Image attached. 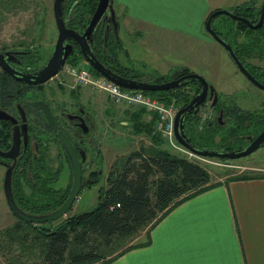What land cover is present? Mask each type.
Masks as SVG:
<instances>
[{"label":"flooded vegetation","instance_id":"flooded-vegetation-1","mask_svg":"<svg viewBox=\"0 0 264 264\" xmlns=\"http://www.w3.org/2000/svg\"><path fill=\"white\" fill-rule=\"evenodd\" d=\"M263 3L264 0L256 9L232 10L237 15L249 18L252 25L229 16L232 20L220 19V16L212 20L216 33L231 46L236 58L231 56L219 39L209 35L211 41H203L202 44L217 50L213 57L221 68L201 72L185 68L174 71L169 79L164 80L196 73L207 82L205 86L198 79H185L183 86L168 90V96L178 102L179 109L189 106L202 94V102L185 118L188 139L197 147L204 148L198 141L201 138L220 142L219 150H228V143L236 139H244L246 147L264 130V20L260 26L254 27L260 21ZM72 13H65L67 26L83 33L86 27L82 30L73 27L75 20ZM105 26L106 23L102 24L104 29ZM111 35L112 31L109 38ZM69 42L73 44L74 53L68 57L65 65L73 59L79 47L75 41ZM219 48L223 49V53ZM0 52L3 53L0 63V202L6 204L15 222L30 224L12 211L8 204V191L18 208L27 214H49L62 206L72 190L75 177L61 133L66 135L78 155L83 184L81 191L98 184L104 176L102 163L109 155L110 139L107 124L102 130L97 125L96 104L104 108V115L109 120L107 106L114 103L105 92L92 90L85 93L83 87L62 82L56 78V74L43 83L20 80L22 75L42 69L51 58L37 67L33 47H0ZM99 53L105 56L108 66L120 70L109 50H100ZM227 60L233 69L225 75L221 73L225 71L222 62ZM83 61L87 62L84 58ZM121 72L136 79L164 82L126 69ZM95 94L98 99L93 104ZM110 170L106 177L108 181ZM72 208L73 205L68 212ZM46 223L49 222L32 224Z\"/></svg>","mask_w":264,"mask_h":264},{"label":"crops","instance_id":"crops-1","mask_svg":"<svg viewBox=\"0 0 264 264\" xmlns=\"http://www.w3.org/2000/svg\"><path fill=\"white\" fill-rule=\"evenodd\" d=\"M260 2L114 0L119 31L125 29L133 48L144 45L151 62L159 58V45H166L167 51L177 45L181 52L195 50V60L200 63L194 67L190 60H184L174 65L165 59L159 69L149 66L153 74L148 66H144L145 71L122 66L148 78L185 68H221L213 57L215 52L199 46L211 41L203 30L207 17L217 9H256ZM150 236L149 245L130 250L109 264H264V177L222 180L175 207Z\"/></svg>","mask_w":264,"mask_h":264},{"label":"trees","instance_id":"trees-1","mask_svg":"<svg viewBox=\"0 0 264 264\" xmlns=\"http://www.w3.org/2000/svg\"><path fill=\"white\" fill-rule=\"evenodd\" d=\"M97 2L66 1V15L73 11L72 19L77 22L74 21L73 27L82 30L87 26ZM238 11L246 10L238 8ZM121 43L114 32L106 42L102 26L95 35L94 51L108 65L105 56L99 51L109 50L120 70L111 68L120 74L125 69L119 55ZM83 58L78 47L70 63L77 64ZM122 75L127 76L124 73ZM155 77L156 81L167 80L164 76ZM147 93L166 103L172 100L168 90ZM142 112L133 114V127L136 132L146 134L150 144H142L115 160L110 170L109 187L101 189L94 209L74 214L60 221L54 228L39 232H42L38 238L41 258L32 264H109L130 250L149 245L152 229L175 207L221 184L222 180L213 182L212 174L204 164L166 147V139L154 131L153 123L156 120L142 123ZM263 177L264 174L243 170L224 180ZM19 227L21 224L16 225V228ZM143 233H146L147 239L137 241Z\"/></svg>","mask_w":264,"mask_h":264},{"label":"rangeland","instance_id":"rangeland-1","mask_svg":"<svg viewBox=\"0 0 264 264\" xmlns=\"http://www.w3.org/2000/svg\"><path fill=\"white\" fill-rule=\"evenodd\" d=\"M53 3L54 0H0V47L14 49H29L33 47L36 59L35 64L37 67L43 65L51 57L57 37ZM219 16L220 19L232 20L227 15ZM124 30L125 29L121 28V31H119L118 39L122 42V49L119 55L121 63L129 66L131 70L145 71L144 66H148L150 71V65L159 69L163 66V60L165 59H169V64L174 65H178L184 60H190L194 67L200 65V63L195 60L196 55L193 53L195 50L181 52L178 50L179 48L177 45L173 50L168 49V51L166 45H159V58L151 62L147 56L148 51H146L144 45L139 44L136 49L133 48L127 37L128 34ZM203 30L205 33V28ZM207 34L210 35L208 32ZM199 46H204L207 51H214L215 54L217 52L214 47L208 44H199ZM220 51L223 53V49H220ZM72 60L73 59L68 60L67 63ZM84 63L88 68L89 64L87 62ZM222 65L225 66V71L222 70L221 73L225 75L228 73V70H231V68L233 69L232 64H230L228 60L223 61ZM150 73L153 74L154 72L150 71ZM172 74L173 72L164 75L158 73V76H164L166 79H169ZM61 81L74 84V79L70 76L63 77ZM79 87H83L85 93L94 90L91 86ZM97 99L98 96L95 94V98H93L94 102L92 101L93 104L97 102ZM113 103L114 104L111 103L109 106H107L108 103L105 104L109 107V120L106 119L104 115V108L96 104L98 107L97 125L99 129L102 130L103 126L106 124V126L109 127V155L105 156L102 163L104 167V176L98 184L87 187L80 192L79 198L73 204L71 211L54 222L30 225L23 222H15V218L10 215L6 204L0 202V264H32L40 261L41 244L38 238L39 235H42V232L39 233L41 230L44 231L46 228H54L60 221L74 214L95 208L99 201L101 189H105L109 185V181L106 177L115 160L129 153L131 150L139 148L142 144H150V138L146 134H141L134 130V113L143 111L141 114L142 123H149L150 121L156 120L153 126L155 133H158L157 130H155V125L158 121L156 115L149 113L147 110L139 109V107L136 106L135 109L137 108V111L134 109L131 110L129 106H125L127 105L126 103ZM169 103H173L179 109L176 100H171ZM123 122H127V124ZM198 141L204 146V149H218L220 146V142L214 143L213 141H209L208 138H201ZM223 141H225V139H223ZM177 145L178 148L172 146L169 140L166 139V147L172 151L183 154L189 159L204 164L210 170L213 182L224 180L231 175L241 173L243 170L264 174V146L247 156L220 161L219 159L196 156L191 154V152L181 144L177 143ZM245 145L246 142L244 139H236L231 140L227 146H229L228 150H238L244 148ZM17 224H21V227L16 228ZM8 231H10V233H8ZM146 239V233H143L137 241H145Z\"/></svg>","mask_w":264,"mask_h":264},{"label":"water","instance_id":"water-1","mask_svg":"<svg viewBox=\"0 0 264 264\" xmlns=\"http://www.w3.org/2000/svg\"><path fill=\"white\" fill-rule=\"evenodd\" d=\"M67 0H54L53 3V13L55 22L58 28V37L55 43L54 51L49 59L48 63L39 71L33 74H26L19 77L20 80L28 83H43L49 80L52 76L57 74L65 65L66 60L70 55L74 53L73 44L69 40L75 41L84 59L88 64L95 69L102 76L107 77L111 81L115 82L123 88L142 90L145 92H156V91H165L173 88H179L184 85L185 79H198L203 82L206 86L207 82L204 77L196 74L190 73L178 79H172L164 82H153L147 78L136 79L130 76H124L114 69L106 65L100 60L96 52L94 51V39L97 31L106 23L105 26V40L107 42L110 31L116 34V37H119V25L118 17L114 8V0H98L95 11L93 12L88 25L86 26L83 33L78 32L76 29L69 28L66 24L65 19V4ZM219 15H227L231 18L243 21L249 25L251 20L247 17L237 15L235 11L229 9H217L214 10L208 17L206 22L207 32L216 39H219L227 51L231 54L233 58H236L234 51L231 46L221 39L216 33L215 29L212 26V20ZM264 20V3L262 8V13L260 21L254 27H258ZM10 53V52H8ZM3 53L0 52V63L2 62ZM14 73L13 70H10ZM202 94L198 95L189 106L180 108L175 117V136L177 141L189 150L192 154L199 157H217V158H227V159H237L240 157L247 156L257 150L264 143V130L246 147L238 150H219V149H204L197 147L192 143L186 134L185 128V118L186 114L193 110V108L202 102ZM62 141L64 148L70 155L73 168H74V184L72 190L67 198V200L62 204V206L53 213L44 214V215H32L24 213L18 208L16 203L13 200L11 193L8 191V204L12 211L22 220L27 223H45L53 220H57L62 216L66 215L68 210L72 207L74 202L77 200L78 195L83 186L82 184V173H81V164L78 159L76 150L72 147L68 138L64 133H61ZM9 190V189H8Z\"/></svg>","mask_w":264,"mask_h":264},{"label":"built area","instance_id":"built-area-1","mask_svg":"<svg viewBox=\"0 0 264 264\" xmlns=\"http://www.w3.org/2000/svg\"><path fill=\"white\" fill-rule=\"evenodd\" d=\"M84 62L80 60L77 64L64 65L55 75L56 78L61 81L63 77L70 76L74 79V85L91 86L94 90L105 92L115 103H126L156 115L158 121L155 130L163 138L168 139L172 146L178 148L177 143H180L175 136L174 124L179 109L173 103H166L142 90L123 88L107 77L92 71L90 65L87 68Z\"/></svg>","mask_w":264,"mask_h":264}]
</instances>
